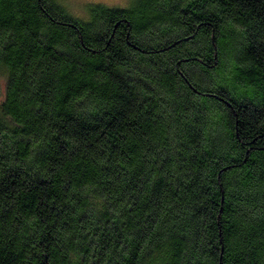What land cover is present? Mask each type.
<instances>
[{
	"label": "trees",
	"instance_id": "trees-1",
	"mask_svg": "<svg viewBox=\"0 0 264 264\" xmlns=\"http://www.w3.org/2000/svg\"><path fill=\"white\" fill-rule=\"evenodd\" d=\"M83 5L0 0V264H264V0Z\"/></svg>",
	"mask_w": 264,
	"mask_h": 264
},
{
	"label": "rangeland",
	"instance_id": "rangeland-1",
	"mask_svg": "<svg viewBox=\"0 0 264 264\" xmlns=\"http://www.w3.org/2000/svg\"><path fill=\"white\" fill-rule=\"evenodd\" d=\"M61 2L65 3V5H69V8L73 13L82 16L84 13V5L83 3L86 4V2H101L106 5H110L113 7H128L133 5L134 2L138 0H60ZM83 5V6H82ZM80 12V13H79ZM82 12V13H81ZM84 17V16H83Z\"/></svg>",
	"mask_w": 264,
	"mask_h": 264
}]
</instances>
